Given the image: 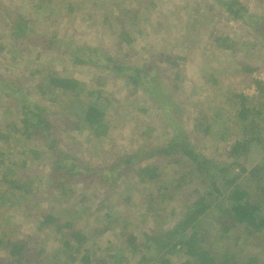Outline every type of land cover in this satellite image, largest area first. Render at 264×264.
Masks as SVG:
<instances>
[{
  "label": "trees",
  "instance_id": "16d2710c",
  "mask_svg": "<svg viewBox=\"0 0 264 264\" xmlns=\"http://www.w3.org/2000/svg\"><path fill=\"white\" fill-rule=\"evenodd\" d=\"M65 2L57 1L56 5L61 4L62 9L69 15L76 9H81L74 1ZM154 2L148 0L149 6L157 8ZM215 2L226 7L228 21H243L251 27V32L257 36L256 40H259L257 44L250 46L251 49L264 48L263 17L248 15L249 10L238 0ZM43 3V0H40L36 6L33 5V9H40ZM109 11L104 19L105 25L111 26L113 18L120 28L117 36V57L103 56L105 58L100 59V56L97 57L98 49L86 48L87 52L77 53L70 60L73 64L81 66L98 64L106 73L112 72L126 86H130V97H135L141 90L153 93V88L146 87L143 83L146 79L149 80L146 67L129 61L137 38L145 34L143 29L137 34L129 31L137 26V13L131 12L126 16L127 11H124V8ZM49 12L52 16L56 11L54 9ZM82 13H88L91 17L90 11ZM245 16L253 18L252 22L245 20ZM52 23L50 28L53 36L46 41L50 46L54 45L53 39H57V43L63 42L57 38L61 19L56 16ZM7 25L11 31L10 39L16 41L27 38L34 21L31 18L23 20L19 17L15 21H9ZM161 26L162 23H158L156 28ZM213 43L218 50L233 51V48H239L238 42L228 35H216ZM126 46L129 50L121 52ZM2 50L0 47V52ZM76 50L79 51V48ZM101 60L104 62L100 63ZM160 60L179 67V60L184 59L165 54ZM42 68H36L29 74L36 77L39 75L41 82L39 81L37 88L51 103V107L66 106L65 100L68 97H71L74 103L82 99L86 104L77 114L54 112L55 118L48 114V107L33 103L32 99L27 97L7 108L6 113L18 114L19 124L8 123L0 129V142L10 149L4 152L0 149V168H3L0 173V208L8 206L23 209L25 214L32 217L38 235L20 239L14 235L13 228H10V233L2 230V227H13V224L8 218L1 219L5 226L0 223V251L6 252V257H0V264H133V259H136L134 264H174L173 257L185 258L182 264H239L238 258L233 255V248L240 247L239 238H233L239 228H243L248 238L257 239L258 242L264 241V237L260 236H264V80L252 78V74L259 70V67L245 66L240 73L249 79L247 86H253V94L229 91L227 101L230 105L229 109H225L228 114L224 113L222 107H215L212 118L205 120L200 112L193 120V129L197 131L195 133L200 132L202 135L200 139L211 136L215 146L222 142V147L226 148L225 153L233 161L218 162L211 149L198 144L193 134L190 135L185 130L178 131V134L174 131L169 144L159 145L160 147L149 146L145 153L147 158L140 157L144 155L140 154L142 149H138L131 156L120 153L109 163L111 167L107 172V179L95 178L106 192V196L115 191V181L111 179L113 174L125 178L126 183H129L125 187L132 188L134 184L137 185L129 181L130 178L136 177L141 187L153 189L152 196L159 195L158 199L164 202L158 210L152 207V202L147 204V213L153 212L151 214L157 222L163 219L169 208L164 204L176 202L168 217L174 218L177 215L178 224L163 228H158V225L154 228L150 226L152 229L143 231L142 237L140 234L129 232L125 226V231L123 230L120 236L121 246L117 248H101L95 244L106 232L115 231L110 220L106 227H85L87 229L78 230L73 222L56 217L52 209L34 210L35 204H38L34 201L39 192L30 174L34 161L43 160L46 156L49 158V172L46 177L52 192L68 193L71 191L68 185L79 183L81 178L82 171L76 169L75 165L77 157L69 160L71 167L65 163L70 155L62 154L61 140L57 135L59 130L79 134L87 132L86 141H97L100 144L113 130L106 118L110 101L103 96L106 81L102 77H98L95 82L99 89H89L85 82L78 80L69 70L49 69L47 73L42 74ZM173 78L174 82H178L181 77L175 73ZM213 85L218 86L217 81L214 80ZM142 113L147 114L148 110L144 109ZM152 126L150 124L141 131L140 138L144 141H151L154 137L156 130ZM28 140L30 145H33L26 151L23 146ZM14 142L16 146L21 145L22 152L19 153L15 145L12 147ZM39 144L44 148L34 149ZM96 169V166H89L85 171L92 175L101 170L106 171ZM167 169L171 170L169 175L164 172ZM111 180L113 184L109 182ZM106 183L112 185L104 188ZM149 196H145L142 201H147ZM38 200L40 201V198ZM106 201V198L101 200L99 209L105 208L103 205ZM124 204L130 207L132 197H126ZM110 216L107 214L106 218L109 219ZM210 216L212 222L206 223L205 220H209ZM51 236L61 238L60 245L54 251L45 247V241L52 240L49 238ZM259 258L260 255L251 257L245 264H259ZM262 262L264 263L263 260Z\"/></svg>",
  "mask_w": 264,
  "mask_h": 264
},
{
  "label": "rangeland",
  "instance_id": "374dc122",
  "mask_svg": "<svg viewBox=\"0 0 264 264\" xmlns=\"http://www.w3.org/2000/svg\"><path fill=\"white\" fill-rule=\"evenodd\" d=\"M57 1H74L81 9L78 8L69 15L65 9H62L61 4L56 5ZM154 1L157 8L149 6L148 0H43V6L34 10L33 5L36 6L40 0H0V20L3 18L0 21V45H2L0 47L3 48L0 52V129L8 123L19 124L18 114L6 113V110L24 97L32 99L33 103L48 107V114L52 118H55L54 112L60 111L77 114L86 104L82 99L74 103V100L68 97L65 100L66 106L51 107V103L37 88L41 78L39 75L37 78L29 74L36 68L43 67L42 74L47 73L49 69L69 70L78 80L85 82L89 89H99L95 83L98 77L106 81L103 96L110 101L106 118L113 126L111 135L100 144L97 141L94 143L86 141L87 132L79 134L59 130L57 133L61 140L62 154L70 155L65 163L69 164V160L73 157L78 159L75 163L76 169L82 171L79 183H70L68 187L71 191L68 193L52 192L49 179L46 177L49 172V158L46 156L43 160L34 161V165L30 168L34 185L39 190L34 201L38 204L37 206L35 204L34 210L52 209L56 217L73 222L78 230L106 227L109 220L113 223L112 227L115 231L106 232L95 243L101 248L121 246L120 236L125 226L129 232L140 234L142 237L143 231L152 229L149 228L150 226L174 227L179 221L177 215L174 218L168 217L176 202L164 204L169 208H166L160 222L154 220L151 214L153 212L147 213L148 203L152 202V207L158 210L164 202L159 200V195L152 196L153 189L141 187L136 177L130 178L129 181L137 185L134 184V187L129 188L125 187L129 184L126 183L125 178L114 175L111 171L113 174L111 179L115 181L116 187L112 195L106 196V192L95 178L107 179L109 176L107 172L111 167L109 163L120 153L131 156L138 149L143 150L140 154L144 155L140 157L147 158L145 153L149 146L167 145L174 136V131L178 134V131L183 130L188 131L190 135L193 134L198 144H203L205 148L209 147L214 158H218V162L230 163L233 160L225 153L226 148L222 147L223 143L215 146L211 136L200 139L202 135L200 132L195 133L197 131L193 129V120L200 112L203 114V119L212 118L215 107L229 109L230 104L227 101L229 91L253 94V86H247L249 79L240 74L243 67H259V70L252 74V78L264 80V48L251 49L250 46L259 41L256 40L257 36L243 21H228L226 7L217 4L215 0ZM238 1L247 7L248 15L264 18L263 0ZM118 8H124V11H127L126 16L131 12L137 13V26L129 30L130 32L137 34L139 30H145V34L137 38L135 49L133 51L131 49L129 61L146 67L149 80L146 79L143 83L146 87L153 88V93L141 90L135 97H130V86H126L112 72L106 73L98 64L81 66L73 64L70 60L77 53L87 52L86 48L98 49L97 57L100 56V59L105 58L103 56L117 57L119 40L117 36L120 28L113 18L111 26L105 25L104 19L109 10ZM54 9L56 12L51 16L49 11ZM83 11H90L91 17L88 13H82ZM56 16L61 19L57 38L63 42L57 43L58 40L53 39L54 45L50 46L46 41L53 36L50 27ZM19 17L23 20L33 19L34 26L31 27L30 33L28 32L27 38L11 40L9 36L11 31L7 24ZM245 17V20L252 22L253 18ZM158 23H162L158 28L159 31L156 28ZM216 35H228L238 42L239 48H233V51L218 50L213 43ZM77 47L79 51L76 50ZM123 48L121 51L123 53L129 50L127 46ZM165 54L181 57L184 60H179V67H175L160 60ZM99 62L103 63L104 60ZM175 73L181 77L178 82L173 81ZM214 80L217 81L218 86L213 85ZM144 109L148 110L147 114L142 113ZM165 109L167 111H164ZM224 113L228 114L226 110ZM150 124L156 130L154 137L151 141H144L140 138V133ZM29 141L23 146L26 151L33 145H30ZM13 145L17 147L19 153L22 152L21 145L16 146V142L12 143V147ZM43 148L41 144L34 147L36 150ZM0 149L3 152L10 150L1 142ZM89 166H96L98 170L106 169V171L101 170L94 176L85 171ZM2 169L0 168V173ZM164 172L169 175L171 170L167 169ZM112 180L109 182L112 183ZM112 184L106 183L104 188H109ZM128 196L132 197L130 207L124 204ZM145 196L150 198L142 201ZM105 198L107 200L103 205L105 208L99 209L101 200ZM0 211V223L1 219L8 218L13 224V227H2V230L10 233V228H13L14 235L20 239L38 235L32 217L25 214L23 209L2 206ZM107 214L111 215L109 219L106 218ZM211 218L210 216L205 222H212ZM236 237L239 238L240 247L233 248V255L238 258L239 264H245L249 258L256 255H260L259 264H264L262 262L264 241L258 242L257 239L248 238L243 228H239L234 233L233 238ZM49 238L52 240L45 241V247L49 251H54L60 245L61 238L57 236ZM0 257L5 258L6 252L0 251ZM172 260L174 264H182L185 258L173 257ZM135 262L136 259H133V264Z\"/></svg>",
  "mask_w": 264,
  "mask_h": 264
}]
</instances>
